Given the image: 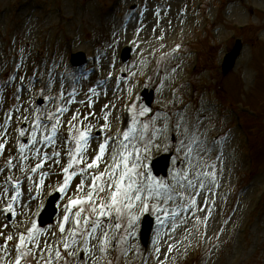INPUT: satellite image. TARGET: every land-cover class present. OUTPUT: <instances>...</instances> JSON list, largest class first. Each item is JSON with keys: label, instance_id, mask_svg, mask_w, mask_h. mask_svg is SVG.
Listing matches in <instances>:
<instances>
[{"label": "rangeland", "instance_id": "374dc122", "mask_svg": "<svg viewBox=\"0 0 264 264\" xmlns=\"http://www.w3.org/2000/svg\"><path fill=\"white\" fill-rule=\"evenodd\" d=\"M127 28L128 32L123 31ZM236 40L241 41L243 50L235 68L223 76L222 58ZM73 43L79 45L74 49ZM125 46L131 48V55L128 62L122 63L120 53ZM77 53L86 60L78 69L72 68L69 61ZM104 55L109 67L101 59ZM99 71L107 87L102 83L100 94L96 95L97 91L89 94L90 87L101 83ZM20 77H24L23 83L30 91H20L22 101L16 102L14 93L23 88ZM49 78H53L52 84ZM44 82L54 89L51 94L46 91L45 96L67 93L74 86L77 101L94 98L91 111L96 113L93 123L96 129L105 123L102 119L105 113L95 107L96 103H102L103 107L108 104V136L122 137L126 130L136 136L142 124H149L145 135H152V141L150 150L142 152V170L155 181L170 183L176 189L167 207L170 213L178 215L164 217L162 212L151 207L143 211L142 205H138L133 213H125L124 228L116 234L118 240L109 232L111 242L106 254L92 250L95 264H264V0H0V125L5 114L14 113L15 106L24 101L31 99L35 108ZM61 83L64 89L60 88ZM115 84L118 86L113 91ZM144 89L154 93L150 107L140 97ZM56 103L62 102L41 104L40 108L54 110ZM72 106L82 113L89 111L86 104ZM123 106L128 107V114ZM145 109L148 110L145 116L140 117L139 112ZM134 117L142 123L133 125ZM15 119L14 114L10 126L13 137L15 129L23 126V122L17 124ZM70 119L63 117L61 131L65 135ZM152 125L164 131H153ZM177 125L182 127L177 130ZM133 127L136 131H132ZM192 134L197 143L191 145L194 151L188 157L185 155L188 148L181 149L180 141L187 143ZM172 135L178 138L177 142L172 141ZM99 136L103 140L104 134ZM15 143L12 139L11 144ZM88 148L98 151L97 142L93 141ZM111 152L110 145L108 162ZM14 153V149H7L0 157V167ZM168 154L171 162L167 177H155L150 162ZM92 158L85 160L90 163ZM189 160L194 168L189 169ZM60 161V165L47 164L43 170L48 173L44 185L31 193L27 189L36 186L20 178L24 174L16 177L11 172L0 173V185L9 189L0 198V209L15 194L12 182L4 183L5 175L23 181L21 196L14 204L17 215L5 219L6 214L0 213V231L15 232L18 237L33 222L37 224L45 199L58 192L63 182L62 167L68 162L64 151ZM80 167L83 165L74 170L78 172ZM184 171H188L189 178L197 171L215 172L214 182L210 176L205 178L206 188L197 197L196 207L190 210H184L176 195L182 193L179 183H186L179 175ZM80 180V176L73 179L68 196L60 194L52 225L44 228L37 225L40 232L37 239L45 258L49 255L45 241L53 249L59 247L64 255L58 224L62 222L68 198L86 196L90 180L84 192L77 194L75 186ZM205 197L207 206L200 211ZM149 203L153 205L155 200ZM133 214L136 220L132 236L128 237L126 222ZM144 214L155 222L147 247L140 244L138 236ZM5 223L8 228L3 227ZM3 242L4 236H0V264H14L13 249L18 239L9 242V252L3 250ZM34 252L39 264H44L40 249ZM68 259L77 264L76 259ZM85 259L93 264L89 256Z\"/></svg>", "mask_w": 264, "mask_h": 264}, {"label": "snow or ice", "instance_id": "6c2138e0", "mask_svg": "<svg viewBox=\"0 0 264 264\" xmlns=\"http://www.w3.org/2000/svg\"><path fill=\"white\" fill-rule=\"evenodd\" d=\"M140 30H137V34ZM109 76H111V73ZM19 79L23 84L24 77ZM33 87H35L34 84ZM64 87L65 85L61 83L60 88L64 89ZM20 91H30V89L23 87L17 90L14 93V101L16 102L22 101ZM46 91L52 92V89L49 88L47 82H44L43 87L37 94L40 101L35 108H33L32 101L29 99L21 103L20 106H15L14 113L8 112L5 114L3 125H0V157L5 155L6 146L9 145V151L14 149L15 153L9 155V158L4 161L3 167H0V173H7L14 168H18L24 174L25 180L36 186L35 189H27L31 193L34 190L41 189L44 185V178L48 175L47 172L43 171L45 164L51 161L52 165H60L61 151H64L68 157V162L66 166L62 167L64 177L62 184L57 188L58 193L68 196L72 181L76 176L81 177L80 183L75 186L77 194L84 192L88 180H90V183H87L86 196L69 197L68 203L65 205L62 222L58 224L59 233L62 234L60 243L64 250L63 256L59 247L53 249L45 241V249H47L49 255L47 258L43 257L44 249L40 248V242L37 239L40 232H38L35 222L32 223L26 233H20L18 237L15 232L5 234L0 231V236H4L3 250L5 252L10 251L9 242L18 239L13 249L16 253L14 264H33V261H35V264H39V261L35 259L34 249H40L44 264H60L62 260L63 264H71L68 258L76 259L77 264H88V260L85 259L86 255L93 259V264H95L92 250L97 249L106 254L108 244L111 242L109 232H113V239L118 240L119 237L116 234L124 228L122 221L125 213H133L138 205H142L143 211H148L151 207L153 211L162 212L164 217L178 215L176 212L170 213L167 207L169 201H173L172 194L176 192L175 187L170 183L155 181L146 171L142 170V152L147 153L150 150L149 145L152 141V135H145L150 128L149 124H142L141 130L136 136L130 135L128 130L124 131L122 137L108 136L106 135V132L110 131L109 114L106 111L109 107L108 104H105L101 109L105 113L102 117L105 123L99 129H96V125L90 119L97 118L96 113L91 111L94 101L89 102L83 99L77 101L75 99L77 92L74 86H72L71 91L67 93L61 91L58 95L45 96ZM88 92L89 94L96 93V89L90 87ZM56 101L62 103L54 104V110L47 107L42 110L39 106V104ZM24 103L27 104L26 108L23 107ZM75 103L86 104L89 111L82 113L77 108L71 119L67 120V135H65L61 131L65 123L63 116L69 112V106ZM113 107L115 106L113 105ZM132 107L134 110L135 105ZM147 111V109L141 110L139 116L144 117ZM14 114L16 116L15 123L20 124L23 122V126L15 129V137L10 131ZM141 123L140 120L133 118V125ZM181 127V125H177V130ZM151 128L153 131H164V129H155L154 125ZM93 129H96L99 134H104L103 140L100 139L99 135L93 136ZM132 131H136V129L133 127ZM184 132H188V129L184 128ZM12 139H15V144H11ZM25 140L26 142H22ZM93 141L97 142L98 151L94 150L96 154L88 163L85 160V155ZM196 143L197 137L195 134L189 136L187 143L185 140L180 141L181 149L188 148L186 156L191 157L194 151L191 145ZM16 145H18V148ZM110 145L112 146L111 162L105 161L103 171H90L100 167V161L104 160ZM48 149H51V151H48ZM181 149H178V151ZM201 151H204V149H201ZM29 161H36L35 165L32 166ZM180 162L181 164L184 163L183 160ZM79 165H83V167H80L77 172L74 169ZM194 167L195 165L189 160V169ZM211 167L214 168L215 166L212 165ZM32 174H38L39 179H35ZM179 175L186 181V183H179L178 181L179 187L182 193H188L189 195L186 196L182 193H176V195L180 197V201L184 204V210H190L196 207L197 197H200L202 195L201 190L206 188L205 178L210 176L214 182L215 172L197 171L192 174V178H189L188 171L179 173ZM9 182H12L15 194L11 195L10 199L6 200L5 207L0 209V213L6 214L5 219L17 215L14 204L21 196L18 187L20 180L14 176L5 175L4 183L8 184ZM0 188H3V191L0 192V198H3L9 192V189L3 187V185H0ZM192 192L195 194L192 195ZM162 195L164 207H161ZM152 200H155V204L150 205L149 202ZM176 206L179 207L180 205L177 204ZM206 206L207 198L205 197L199 210L203 211ZM135 220L136 216L134 214L127 219L125 232L128 237L132 236L131 229L134 227ZM66 225H69L67 229ZM3 227L8 228L9 225L5 223ZM93 241L95 243H92ZM169 250H171V245H169ZM53 251L54 255L52 254ZM156 251L159 252V248Z\"/></svg>", "mask_w": 264, "mask_h": 264}, {"label": "water", "instance_id": "95a60500", "mask_svg": "<svg viewBox=\"0 0 264 264\" xmlns=\"http://www.w3.org/2000/svg\"><path fill=\"white\" fill-rule=\"evenodd\" d=\"M241 49H242L241 42L237 40L235 42L233 49L229 53H227L223 59L221 66L223 75H226L231 70H233L236 60L241 52ZM129 57H130V49L125 48L122 52L121 59L123 62H126L129 60ZM71 63L74 66H79L83 64L84 56L82 54H77L72 56ZM142 96L145 99L146 105L150 106L153 101V92L147 93V91L144 90L142 92ZM169 162H170V155H164L154 160L151 164L154 175L155 176L162 175L165 177L167 175ZM58 198L59 195L55 194L48 199L47 206L45 207V210L43 211L39 219L40 226H45L53 221V218L56 215V209L54 206ZM152 227H153V219L150 218L148 215H146L142 221L141 232H140V241L145 247L148 245Z\"/></svg>", "mask_w": 264, "mask_h": 264}, {"label": "bare ground", "instance_id": "6f19581e", "mask_svg": "<svg viewBox=\"0 0 264 264\" xmlns=\"http://www.w3.org/2000/svg\"><path fill=\"white\" fill-rule=\"evenodd\" d=\"M126 2L127 1H129V0H125ZM108 26H109V23H108ZM130 26H132L131 24H130ZM192 26V25H191ZM189 27V25L188 24H186V28H188ZM192 28V27H191ZM190 28V29H191ZM130 28H127V29H125V30H123V31H125V32H128V30H129ZM176 35H178V34H176ZM94 37L97 39V36H96V34H94ZM73 45H75V46H73V48L75 49L76 47H77V45H79V44H75V43H73ZM107 55H104V57H102L101 56V59H102V61H104V66H106V67H109L108 66V64H109V62H106L105 61V57H106ZM102 62H100V63H98V66H100V64H101ZM95 68H96V65H95ZM100 72V74H101V71H99ZM103 74H101V75H99L98 76V78L100 79V80H102V83H103V86L104 87H107V84H106V79H104V78H102L101 79V77H103L102 76ZM120 78L118 77V80H119ZM48 82H50L51 84L54 82V80H53V78H49L48 79ZM102 83H100L99 84V86H97V87H94L95 89L96 88H98L96 91L98 92L97 94H100L101 93V90H100V88H101V86H102ZM116 86H118V85H116L115 84V86L114 87H112V90L114 91L115 89V87ZM50 87H51V89H52V85H50ZM105 89V88H104ZM54 90V89H53ZM52 90V91H53ZM25 92H27V91H25ZM46 93H49V94H51L52 92H46ZM96 94V95H97ZM167 95H168V93H167ZM94 98H92V100H90L89 102H91V101H94L93 100ZM97 109H101V108H103V104L102 103H100V102H98V103H96V106H95ZM69 108H70V110H69V112L68 113H66V114H64V116L63 117H66L67 119H70L71 118V116H72V114H73V112L76 110L75 108H74V106H69ZM95 120H96V118H93L92 119V123H95ZM172 141H174V142H177L178 141V138L177 137H175V135H172ZM9 150V148H7L6 147V149H5V151L6 150ZM95 154H96V151H94L93 149H89L88 148V151H87V153H86V155H85V158L86 157H89V158H92V157H94L95 156ZM108 155V153H106V155H105V157H104V160H102V161H100V167L98 168V169H104V165H105V161H106V159H107V157L109 158V156H107ZM36 161H29V163L31 164V163H35ZM14 163H15V161H14ZM49 163H51V161H49L47 164H49ZM47 164H45V166H44V169H46L47 168ZM43 169V170H44ZM14 176H16V177H19V176H21L23 173L18 169V168H14V169H12L11 171H10ZM33 176H35V174H32ZM47 176H45V178H46ZM20 178H24V175H22V177H20ZM44 178V179H45ZM19 179V178H18ZM37 180L39 179V176H38V178H36ZM18 187L22 190L23 189V181L22 180H20V184L18 185Z\"/></svg>", "mask_w": 264, "mask_h": 264}]
</instances>
